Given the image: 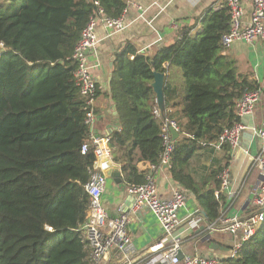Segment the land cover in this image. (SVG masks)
I'll return each mask as SVG.
<instances>
[{"label": "trees", "instance_id": "obj_1", "mask_svg": "<svg viewBox=\"0 0 264 264\" xmlns=\"http://www.w3.org/2000/svg\"><path fill=\"white\" fill-rule=\"evenodd\" d=\"M5 1L0 5V264H93L81 226L89 207L84 185L94 156L80 153L87 130L71 57L90 17L102 10L117 19L125 0ZM202 24L195 37L182 29L175 43L152 60L129 45L115 55L110 98L121 132L112 134L110 147L127 187L144 184L147 172L138 163L158 165L163 150L160 123L153 115V71L167 73L162 67L167 63L183 72V122L164 116L180 128L168 169L190 192L194 188L182 169L200 143L214 141L224 126L241 122L236 102L260 90L238 76L235 62L222 55L227 8L208 11ZM167 88L166 106L175 95ZM216 186L217 197L209 192L199 198L211 223L225 202L218 180ZM220 263L264 264V221L236 257Z\"/></svg>", "mask_w": 264, "mask_h": 264}, {"label": "crops", "instance_id": "obj_2", "mask_svg": "<svg viewBox=\"0 0 264 264\" xmlns=\"http://www.w3.org/2000/svg\"><path fill=\"white\" fill-rule=\"evenodd\" d=\"M124 2V28L120 31H110L97 17L95 33L98 42L96 48L87 57L89 73L100 90L94 103L97 116L95 132L98 135L109 136L110 141L112 134L121 132L118 114L110 98V81L116 53L125 45H129L136 54L152 60L161 49L175 43L182 29H189V35L195 37L202 32V19L208 11L216 12L226 8L224 0H125ZM241 6L243 21L247 24L250 21L252 6L247 0H242ZM222 55L235 62L238 76H245L248 83L255 84L260 89L261 98L252 114L240 119L254 132L260 128L264 115V39L256 40L252 44L236 41L223 51ZM129 59L132 60L133 56L130 55ZM162 67L167 70V73H163L164 101L167 86L171 91H175L171 103L168 106L165 103L164 113L167 116H175L180 124L183 122V118L179 116L181 111L179 103L184 90L183 72L178 68L170 67L167 63ZM259 146L260 140L255 135L252 139H245L242 135L240 145L235 149L222 147L216 150L207 146L200 147L182 169V175L190 177L194 188L192 192L180 186L171 177L168 168L160 167L151 173L160 199H168L174 190L181 191L186 196L184 207L178 211L177 229H186L188 221L197 222L195 228L187 230L188 236L181 242V254L217 257L222 260L228 257L234 245L240 243L242 232L237 235L216 230L210 233L208 227L211 222L207 220L202 200L199 198L209 192H216L218 180L219 192L225 201L219 210L220 217H236L241 220L248 217L252 212L251 198L257 187L258 177V172L251 166L249 157L258 153ZM137 167L140 171L150 172L149 164L146 162H139ZM119 168L120 165L113 162L112 156L101 204L109 212L110 217L117 216L120 211H129L127 233L130 243L125 255L133 264H138L144 257H148V247L165 235L149 210L142 209L136 214L131 213L133 198L126 191L127 186L122 181ZM221 170L227 173L225 190L221 189ZM114 172L119 173L120 184L115 183L112 178ZM231 193L237 195L233 200L229 199ZM208 236L209 241H204ZM211 243L218 248L211 249ZM117 254L112 253L108 261L99 264H114Z\"/></svg>", "mask_w": 264, "mask_h": 264}, {"label": "built area", "instance_id": "obj_3", "mask_svg": "<svg viewBox=\"0 0 264 264\" xmlns=\"http://www.w3.org/2000/svg\"><path fill=\"white\" fill-rule=\"evenodd\" d=\"M252 6L249 23L243 21L242 0H224L229 14L228 32L221 36V45L224 48L230 47L236 41L252 44L256 40L264 39V0H247ZM97 5V3H95ZM124 14V11H123ZM117 19L106 17L102 10L90 17L83 28L80 38L74 48L72 61L75 64L73 81L78 89L79 97L82 100L83 124L87 130V142L81 146V155L91 152L94 160L88 167V181L84 189L88 195L89 207L87 217L81 231L84 238L91 247L90 262L99 264L108 261L111 248L116 247L118 253L114 264H133L125 251L130 243L127 233L129 223L128 213L120 211L115 217H110L109 212L101 204V197L105 189L107 172L112 164V150L110 137L98 135L95 132L97 123L96 109L94 103L98 97L99 87L91 77L87 65L88 54L96 48L97 37L95 33L96 18L99 17L105 28L110 31H120L124 28V16ZM3 44L0 43V54L3 51ZM261 98L260 90L246 92L237 102L235 114L244 118L251 115L255 106ZM153 115L159 120L161 130V146L163 148L158 165H150V172L145 175V182L142 185L127 187L126 191L133 198L131 213L136 214L142 209L149 210L158 221L164 232V238L151 244L148 249V257H144L138 264H221L217 257H201L198 255L181 254V242L188 236V229L197 226L196 221H188L186 229H177L179 225L178 211L184 207L186 196L181 191L174 190L168 199H160L155 190V183L151 173L160 167H169L170 157L174 151V143L169 128L180 133V128L174 120L169 119L161 113L156 105L153 108ZM248 127L243 123H234L224 126L217 138L210 142H202L201 146H207L216 150L222 147L235 149L240 145L241 138ZM260 140V148L256 155L250 156L251 166L258 172L257 187L251 198L252 212L245 219L236 217L221 216L214 223L210 224L208 230L222 231L231 235L241 234L240 243L234 245L229 251L228 257L234 258L241 247V244L251 239L254 227L264 221V115L261 126L253 133ZM221 189L227 188V173L220 174ZM218 193H215L217 197ZM237 197L231 193L229 199Z\"/></svg>", "mask_w": 264, "mask_h": 264}, {"label": "water", "instance_id": "obj_4", "mask_svg": "<svg viewBox=\"0 0 264 264\" xmlns=\"http://www.w3.org/2000/svg\"><path fill=\"white\" fill-rule=\"evenodd\" d=\"M164 78H165V75L163 73L154 71L153 72V79H152V82L150 84L152 92L155 96L156 105H157V107L161 113H164V109H165V101H164V93H163ZM169 132L172 136L173 141H175L178 138V132L173 130L172 128H169ZM253 133H254L253 130L248 128L247 131L243 133V138L252 139V137H254ZM112 178L114 179L115 183H117V184L121 183V180L119 179V173L118 172H114L112 174ZM127 212H129V211H127ZM261 212L264 213V207L261 209ZM259 228H260V224H257L254 227V233H257ZM200 229L202 230V228H200ZM206 238L207 239H205L204 241H209L210 237L208 236ZM210 248L215 250L218 247L216 245H214L213 243H211ZM111 252L113 254L116 252L115 246H113L111 248Z\"/></svg>", "mask_w": 264, "mask_h": 264}, {"label": "rangeland", "instance_id": "obj_5", "mask_svg": "<svg viewBox=\"0 0 264 264\" xmlns=\"http://www.w3.org/2000/svg\"><path fill=\"white\" fill-rule=\"evenodd\" d=\"M6 1L5 0H0V5H5L6 3H5ZM3 6H0V7H3Z\"/></svg>", "mask_w": 264, "mask_h": 264}]
</instances>
